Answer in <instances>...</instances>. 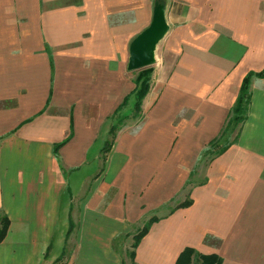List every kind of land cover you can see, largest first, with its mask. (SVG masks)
I'll return each instance as SVG.
<instances>
[{"label":"crops","instance_id":"crops-1","mask_svg":"<svg viewBox=\"0 0 264 264\" xmlns=\"http://www.w3.org/2000/svg\"><path fill=\"white\" fill-rule=\"evenodd\" d=\"M156 2L169 29L140 112L124 106L113 136L140 72L127 69L129 43ZM261 70L264 0H0V264H175L185 247L264 264V77L207 158L242 79ZM179 214L188 230L165 248Z\"/></svg>","mask_w":264,"mask_h":264},{"label":"trees","instance_id":"trees-1","mask_svg":"<svg viewBox=\"0 0 264 264\" xmlns=\"http://www.w3.org/2000/svg\"><path fill=\"white\" fill-rule=\"evenodd\" d=\"M152 73H153V70L151 67L140 70L139 74L137 75V78L134 81L135 87L124 98L123 102L119 105V107L116 109L115 113L112 116L114 123L111 126L110 132L113 136L123 121L122 118H118V114H119V111L124 106L132 102L133 110L135 114L137 115L140 112L141 102L143 98L145 97V95L148 93L149 88H150ZM253 76L261 77V78L264 77V70H261L260 72H257V73L249 72L242 79L236 103L231 109V117L228 120L227 128L228 126L230 127L231 125L233 126L238 125L239 123L243 122V120L245 119L248 104L251 98V93L249 90L250 79ZM240 113H243L242 116H239ZM223 134L219 136V139L215 138L209 142L208 147L211 150H209L208 152L212 151V148L215 146L218 140L222 138ZM223 151H224V148L215 152V154H220ZM190 204H191V201L183 202V203L178 204L174 209L184 208ZM159 220L160 219L158 217L153 216L143 225V227L133 237L134 239L133 247L134 248L138 245L142 237H144L148 233L150 226L153 223L158 222ZM0 222H1V229H0V240H1L6 234L8 221L6 218H1ZM175 264H222V258L216 253H208V254L203 253L202 254L198 252L196 249H193L192 247H185L177 256L175 260Z\"/></svg>","mask_w":264,"mask_h":264},{"label":"rangeland","instance_id":"rangeland-1","mask_svg":"<svg viewBox=\"0 0 264 264\" xmlns=\"http://www.w3.org/2000/svg\"><path fill=\"white\" fill-rule=\"evenodd\" d=\"M164 37H163V39L157 44V46H156V50H155V63H156V61H157V58H158V56L160 55V52H161V50H162V45L164 44ZM132 41V40H131ZM130 44V43H129ZM132 74H130L132 77H133V79H134V77L136 76V74H137V71H134V72H131ZM151 83V82H150ZM129 110V108L127 107V109H125V111H128ZM131 111H133V110H131ZM127 113V112H126ZM126 113H124V114H126ZM242 114L243 113H240L239 114V116H242ZM121 116V115H120ZM122 117V116H121ZM139 118V117H138ZM138 118L137 119H132V120H138ZM132 120H130V125H132V123H133V121ZM127 123V121H125L124 123H123V125L121 126L122 127V130H123V126L125 125ZM229 126H228V128H227V130H226V132L223 134V136H222V146H224L226 143H228V141H230V139H232V137L235 135V133H234V131H229ZM132 129H134V128H132ZM118 134V133H117ZM225 141V142H224ZM212 149H214V147L212 148ZM218 149H220V148H218ZM217 149V150H218ZM210 150V149H209ZM216 152V151H215ZM215 152H212V151H210V153L209 154H207V158L209 157V156H211V154H214ZM197 155H195L194 157H196ZM207 158H204V159H202V160H200V166H199V168H198V173H197V176H196V178H195V181L193 182V184L194 183H198V182H200V181H204L203 180V176H205V174H207V166H206V163H207ZM196 163H197V161H196V159H195V161H189V165H188V167L186 168L187 169V171H186V178L188 177V174H189V172L191 171V169H196L197 167H196ZM196 179H198V180H196ZM191 186H192V184H191ZM189 191V186H187L186 188H184V189H181V191H179L178 193H176V194H174L173 195V197H172V199H171V201H170V203H168V204H170L171 206H173V205H175L176 203H178V202H180L181 200H183L185 197H186V194H187V192ZM161 198H159L158 199V201L160 200ZM167 201H165V203H166ZM168 210H166V209H164V211L162 212V213H160V212H156V215H158V216H161L162 214H164V213H166ZM152 214H154V212H150V215H152ZM183 216L182 215H176L173 219H172V221H169L168 222V225H167V227L165 228V229H163L164 230V233H163V235L161 236V242L160 243H162L163 245H165V248L167 247V245H175V243H177L178 241H181L182 240V238H184L185 237V235H184V229L187 231L188 230V226L185 228V224H184V222H183ZM146 220H144L143 222H145ZM170 222H172V224H171V226H169V224H170ZM66 226V224L63 222V224H62V232H64V230H63V228ZM142 226V225H141ZM141 226L139 227V228H141ZM169 226V227H168ZM161 230H162V228H161ZM199 231H200V229L196 226V227H194L193 229H191V231H190V235L193 237V238H196L197 236H198V233H199ZM136 232V230L134 231V233ZM188 233V232H187ZM118 241V240H117ZM117 241H115V243H114V245H116L117 244ZM122 241V240H121ZM125 241V240H124ZM126 241H128L129 243L131 242V240H130V238L128 237L127 238V240ZM67 250V249H66ZM68 252V251H67ZM66 252V253H67ZM158 262V261H157ZM153 264V263H152Z\"/></svg>","mask_w":264,"mask_h":264},{"label":"water","instance_id":"water-1","mask_svg":"<svg viewBox=\"0 0 264 264\" xmlns=\"http://www.w3.org/2000/svg\"><path fill=\"white\" fill-rule=\"evenodd\" d=\"M168 29L169 26L165 19V5L156 2L149 25L138 33L129 44L127 61L129 71H139L155 64L156 46L163 39Z\"/></svg>","mask_w":264,"mask_h":264}]
</instances>
